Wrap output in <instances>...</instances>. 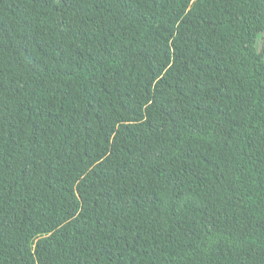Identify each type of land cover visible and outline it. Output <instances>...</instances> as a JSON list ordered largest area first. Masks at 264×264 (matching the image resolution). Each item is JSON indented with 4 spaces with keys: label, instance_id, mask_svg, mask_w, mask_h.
Masks as SVG:
<instances>
[{
    "label": "trees",
    "instance_id": "1",
    "mask_svg": "<svg viewBox=\"0 0 264 264\" xmlns=\"http://www.w3.org/2000/svg\"><path fill=\"white\" fill-rule=\"evenodd\" d=\"M0 264H264V0H0Z\"/></svg>",
    "mask_w": 264,
    "mask_h": 264
}]
</instances>
